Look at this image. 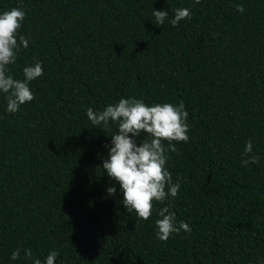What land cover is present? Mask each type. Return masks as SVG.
Instances as JSON below:
<instances>
[{
	"label": "trees",
	"instance_id": "trees-1",
	"mask_svg": "<svg viewBox=\"0 0 264 264\" xmlns=\"http://www.w3.org/2000/svg\"><path fill=\"white\" fill-rule=\"evenodd\" d=\"M14 7L29 47L9 74L40 62L43 75L16 113L0 93V264L50 251L55 264H264V0H0ZM181 8L191 18L173 26ZM153 10L168 12L162 25ZM121 98L188 113L189 140L165 165L179 192L147 221L102 168L117 125L86 115ZM248 141L260 159L243 166ZM165 206L190 233L157 239Z\"/></svg>",
	"mask_w": 264,
	"mask_h": 264
},
{
	"label": "clouds",
	"instance_id": "clouds-1",
	"mask_svg": "<svg viewBox=\"0 0 264 264\" xmlns=\"http://www.w3.org/2000/svg\"><path fill=\"white\" fill-rule=\"evenodd\" d=\"M200 3V0H194ZM237 12L243 13L242 5H235ZM26 13L22 8H12L0 13V93L6 94L7 112L16 113L20 106L34 99L29 87L31 81L43 75L42 64L35 63L23 69V80L14 79L9 74L8 66L16 62L20 50L29 47V40L19 35V29ZM155 24L164 23L168 12L153 10ZM191 18L187 8L177 9L170 21L177 26L180 21ZM86 115L93 126L108 128L110 122L118 127V132L111 136V146L108 148V158L103 161L102 168L110 180L119 184L122 192L123 207L129 213L135 212L137 218L147 221L152 215L153 202L163 203L168 198H175L179 192V182H173L171 173L165 165L169 159L168 152H177L173 142L187 143L189 125L188 113L183 102L178 105L171 103H144L142 99L121 98L116 104H109L103 110L94 111L89 107ZM143 139L137 145V137ZM252 143L248 141L244 147L242 165L255 164L259 156L250 155ZM167 189V190H166ZM108 194L114 195L115 187L107 189ZM155 221L156 237L166 242L173 234L181 230L191 232V227L184 221L177 226L176 216L169 206L160 209ZM21 250L17 248L11 253V259L20 258ZM59 255L50 251L44 264H55ZM24 258L31 259V249L24 250ZM32 264H41L39 258L32 259Z\"/></svg>",
	"mask_w": 264,
	"mask_h": 264
}]
</instances>
